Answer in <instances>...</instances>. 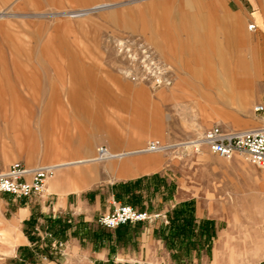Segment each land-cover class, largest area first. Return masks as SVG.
Returning a JSON list of instances; mask_svg holds the SVG:
<instances>
[{"label": "crops", "instance_id": "0c3cea01", "mask_svg": "<svg viewBox=\"0 0 264 264\" xmlns=\"http://www.w3.org/2000/svg\"><path fill=\"white\" fill-rule=\"evenodd\" d=\"M45 1L60 8L64 4L76 8L100 2L98 5L107 8L115 2ZM233 1L243 10L226 6L222 15L216 11L206 20L188 22L176 60L183 61L178 68L191 76L187 80L200 92L198 100L213 103L211 107L223 102L249 114L254 103L264 102V96L252 93L256 84L250 80L254 76L264 84V0ZM67 13L60 15L66 18ZM9 15L8 9L1 10L0 20ZM251 25L255 29L250 30ZM182 26L179 21L177 28ZM167 49L164 43L165 52ZM233 53L250 56L230 57ZM45 55L52 62L53 75L43 79V75L35 74L28 79L36 89L49 84L47 95L41 96L40 101L36 99V104H18L16 117H12V104H0V173L20 163L29 168L54 166L55 174L42 196L15 200L0 194V210L4 214L0 225L6 237L1 249L7 254L2 256L17 259L18 264H151L143 254L162 249L168 254L162 264H177L170 258L181 257L184 245L161 241L156 230L163 224L165 236L168 235L171 211L192 199L183 191L188 183L187 167L174 164L168 155L173 145L160 140L157 141L168 146L167 151L143 153L156 134L150 129L137 130L138 88L116 72L100 75L93 68L96 65L79 63L71 53L62 59L65 74L59 76L58 54L51 51ZM3 78V86L9 87L8 71H3ZM22 81V85L27 84L25 78ZM179 86L180 83L173 91ZM260 104L263 103L255 106ZM125 106L129 113L124 126ZM252 119L255 125L257 120ZM225 123L230 124V120L225 119ZM170 138L169 134L163 136L167 141ZM101 146L117 155L105 162H118L101 164L93 172L91 163H105L93 161ZM211 173V183L223 180L219 172L212 169ZM259 174L264 178L263 172ZM197 186L196 181L195 189ZM119 204L161 217L138 224L141 230L131 229L136 226L131 224L116 230L101 228L98 218ZM194 216L196 223L213 220L196 209ZM216 234L217 231L215 237ZM211 244L203 248L200 237L190 253L201 258L203 251L210 252Z\"/></svg>", "mask_w": 264, "mask_h": 264}, {"label": "rangeland", "instance_id": "374dc122", "mask_svg": "<svg viewBox=\"0 0 264 264\" xmlns=\"http://www.w3.org/2000/svg\"><path fill=\"white\" fill-rule=\"evenodd\" d=\"M98 4L101 2L76 8L64 4L60 8L45 0H0V11L8 9L10 13L0 20V104H12V117L17 116L18 104H36L35 100L40 101L51 89L49 84L36 89L28 77L37 74L44 79L53 75L52 62L45 55L52 51L58 54L59 76L65 74L63 60L71 53L79 63L96 65L93 68L100 75L105 71L116 72L137 87L136 127L139 132L146 129L155 132L149 141L175 145L199 137L214 125L235 131L264 126V114L254 113L256 103L264 105L263 101L254 103L249 114L236 106L227 107L223 102L211 107L213 103L198 100L200 92L188 83L191 76L178 68L183 61L176 60L179 42L185 40L191 19L206 20L216 11L222 15L226 6L243 10L240 4L233 0H115L113 5L85 16L60 15ZM179 21L183 22L181 29L177 28ZM164 43H167L166 52ZM248 56L247 53L230 54L233 58ZM3 71L10 74L9 87L3 86ZM24 78L26 85L20 83ZM250 80L256 84L252 93L264 96L263 81L254 76ZM178 83L179 88L173 91ZM128 113L129 107L125 106L124 126ZM253 117L257 120L255 125L251 122ZM227 118L230 124L225 123ZM211 120L217 122L210 123ZM167 134L172 136L168 141L163 139ZM168 153L174 164L187 167L188 183L183 191L192 198L197 211L213 218L208 221L214 222L217 231L212 251H203L201 258L184 253L170 259L177 264H264V178L259 174L264 173L263 167L240 155L224 160L207 149L199 154L180 148ZM116 162L90 166L96 172L101 164ZM212 169L222 175L219 183H211ZM3 215L0 210V224ZM131 225H136L131 229L141 230L138 224ZM162 225L156 230L161 241ZM13 232L10 230V234ZM3 234L0 225V264H18L17 259L3 257L7 255L1 249L6 244ZM166 256L162 249L143 254L144 260L151 264H162Z\"/></svg>", "mask_w": 264, "mask_h": 264}, {"label": "built area", "instance_id": "2783aa9c", "mask_svg": "<svg viewBox=\"0 0 264 264\" xmlns=\"http://www.w3.org/2000/svg\"><path fill=\"white\" fill-rule=\"evenodd\" d=\"M255 29L254 25L249 26ZM255 114H264V105L254 108ZM168 146L159 141H152L146 152L155 153L167 150ZM180 148L186 152L199 154L207 149L212 155L230 160L236 155L245 156L253 164L264 167V126L258 129L242 131L226 130L214 125L199 137L173 145L172 149ZM117 158L106 147H98L95 162H105ZM55 174L54 166L29 168L20 163L13 164L5 173H0V194L12 196L15 200L30 199L42 196L46 192L48 180ZM159 214H149L136 210L129 205L119 204L108 214L101 215L97 223L106 230H116L128 224H140L158 220Z\"/></svg>", "mask_w": 264, "mask_h": 264}, {"label": "trees", "instance_id": "16d2710c", "mask_svg": "<svg viewBox=\"0 0 264 264\" xmlns=\"http://www.w3.org/2000/svg\"><path fill=\"white\" fill-rule=\"evenodd\" d=\"M194 211L192 201L181 203L172 210L168 235L165 236L164 227L161 228L162 239L170 241L172 246L174 241L180 242L184 245L185 255L188 256L195 247V243H199L200 237L203 241V248L210 245L215 237L214 222L203 220L196 223ZM195 228H197V233H195Z\"/></svg>", "mask_w": 264, "mask_h": 264}, {"label": "bare ground", "instance_id": "6f19581e", "mask_svg": "<svg viewBox=\"0 0 264 264\" xmlns=\"http://www.w3.org/2000/svg\"><path fill=\"white\" fill-rule=\"evenodd\" d=\"M106 6L105 5H99V6H95L93 8H90V9H87V10H82V11H78V12H72V13H68L69 17H81V16H85V15H88L89 13H91L92 11H95V10H100V9H104ZM258 129V128H257ZM168 150V148H167ZM165 150V151H167ZM165 151H159V152H155V153H162V152H165ZM143 153H147V154H153V153H148L146 152V149L143 151ZM264 169V167H263Z\"/></svg>", "mask_w": 264, "mask_h": 264}]
</instances>
